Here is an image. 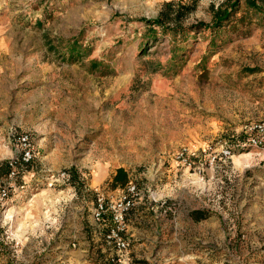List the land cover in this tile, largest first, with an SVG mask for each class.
Returning a JSON list of instances; mask_svg holds the SVG:
<instances>
[{"label":"rangeland","instance_id":"1","mask_svg":"<svg viewBox=\"0 0 264 264\" xmlns=\"http://www.w3.org/2000/svg\"><path fill=\"white\" fill-rule=\"evenodd\" d=\"M167 1L195 4L189 26L226 0H0V162L18 156L21 133L34 152L0 210V264H109L76 233L101 225L97 193L124 192L109 184L118 167L136 188L138 237L127 219L126 250L103 236L114 264H264V158L251 140L264 120V16L248 34L232 23L145 40L138 19Z\"/></svg>","mask_w":264,"mask_h":264},{"label":"trees","instance_id":"2","mask_svg":"<svg viewBox=\"0 0 264 264\" xmlns=\"http://www.w3.org/2000/svg\"><path fill=\"white\" fill-rule=\"evenodd\" d=\"M241 3H243V7ZM195 4H186L181 2L167 1L163 4L162 8L155 17L145 18L141 17L138 20L143 22L145 26V31L143 37L145 40L154 41L158 38V35L169 36L174 39V41L186 40L189 32H200L202 30H208L211 35H216L222 29L228 27L230 24L238 23L246 24L244 25L243 34H248L250 32L251 18L262 19L264 16V9L258 3L257 0H226L225 2L219 4L217 7H212V20L211 23H206L203 21L196 22L189 26H185L182 23V19L192 11ZM242 10L241 16L236 17V14ZM45 44L49 50L54 49L55 45L52 44L51 40L44 36ZM68 59L70 61L78 60L74 58L73 52L69 54ZM100 63L96 60L90 62L91 68L95 69L99 67ZM10 160H3L0 162V167L5 169L4 174L9 168ZM75 179V176L69 175L68 181ZM129 182L128 172L123 167L116 168L115 172L111 175L109 184L111 188L124 187ZM70 183V182H69ZM75 186V184H71ZM192 216L194 219H200L204 216L200 210L192 211ZM108 227V225H107ZM106 233V232H105ZM104 233V235H105ZM113 260H109L107 263L110 264ZM112 264H114L112 262Z\"/></svg>","mask_w":264,"mask_h":264},{"label":"built area","instance_id":"3","mask_svg":"<svg viewBox=\"0 0 264 264\" xmlns=\"http://www.w3.org/2000/svg\"><path fill=\"white\" fill-rule=\"evenodd\" d=\"M257 136L251 138L252 143L261 147L264 158V120L252 124ZM19 144V154L12 158L9 162L7 172L0 175V210L7 204L13 187V180L24 172V166L31 163L34 157L33 146L30 136L26 133H21L17 137ZM225 153H229L225 150ZM62 176L68 180L69 174L63 172ZM136 188L132 182L125 186L124 192L118 197L107 198L103 193H97L95 197L93 215L97 222L106 223L108 227L104 235L106 245L120 252L128 247V240L124 236L126 230V218L129 211L132 209L136 196Z\"/></svg>","mask_w":264,"mask_h":264},{"label":"crops","instance_id":"4","mask_svg":"<svg viewBox=\"0 0 264 264\" xmlns=\"http://www.w3.org/2000/svg\"><path fill=\"white\" fill-rule=\"evenodd\" d=\"M127 234H128V237L130 239V236H133V240H135L138 236L136 235V231H135V228L131 225L134 223L132 217H130V214L127 215ZM107 223H100L101 225H98L96 226L95 228H93L91 231L89 232H86V231H82L80 230L79 232L76 233V236L79 237V239L77 240V243L82 246V250H88L89 247L85 248V246L89 243V240H93L95 244H93V247L95 248L94 252H97V254H101L102 255V258L100 259L103 260V261H109L110 260V256L111 254L110 253H107L106 251L108 250V248L103 244V236H104V233L106 232L107 228ZM105 228H103V227ZM102 240V241H101ZM96 241V242H95ZM73 245H75V243H72ZM138 246H144V245H147V243L145 242H140L137 244ZM135 245V247L137 246ZM149 247V245H148ZM93 250V249H92ZM88 255V254H86ZM109 257V260H107ZM66 264H99L98 262L97 263H94L88 259H83L80 263H77L75 262V260H70L68 263ZM120 264H136V263H130V261L124 259Z\"/></svg>","mask_w":264,"mask_h":264}]
</instances>
